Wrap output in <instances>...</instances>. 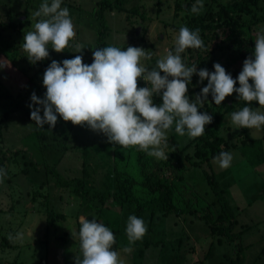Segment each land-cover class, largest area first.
Wrapping results in <instances>:
<instances>
[{
  "label": "rangeland",
  "instance_id": "rangeland-1",
  "mask_svg": "<svg viewBox=\"0 0 264 264\" xmlns=\"http://www.w3.org/2000/svg\"><path fill=\"white\" fill-rule=\"evenodd\" d=\"M98 1L62 0L61 8L69 9L75 26V38L60 53L55 52L49 44V57L33 64L23 50V37L33 30L34 23L43 18H36L33 13L39 10L44 0H0V30L5 25L1 32L3 38H0V79L5 89L12 94L0 101V115H8L0 126V168L7 172L0 183V261L4 262L3 264H45L47 260L49 264H62L65 248L68 253L77 249L79 218L84 216L119 230L117 252L120 253L123 264H228V259L234 257L237 242L240 240L244 245V264H264V162L261 156L264 141L258 147L240 145L231 148L229 153L233 155V160L226 169L220 168L211 159L209 163L193 166L185 173L188 186L192 189L191 193L188 192L190 195L197 193L218 204L205 171L215 174L238 220L236 231L242 230L241 238L234 242L224 239L219 243L217 236L211 234V228L205 220L193 213L179 216L176 213L165 214L157 208L137 214L131 208L120 210L118 207H110L108 212L101 215L91 211L88 202L75 196L69 189L55 185L54 176L57 172L66 178L82 174V152L85 144L91 150L90 154L86 155L87 172L100 183L106 172L103 166H107L109 153L119 147L109 143L103 133L95 132L86 125L65 122L59 116L54 128L47 124L38 127L30 118L31 110L28 106L33 92L43 98L46 92L43 74L52 60L62 62L81 54L75 53L74 44L84 46L83 62L88 64L99 38V28L102 26L97 15ZM128 1H131L132 6L137 5L140 8V14L130 16L129 12L106 11L108 29L104 42L106 46L122 49L128 46L142 47L151 53V58L142 60L141 63L149 68L155 67L157 60L169 50L174 52L175 38L186 21L188 12L178 9L179 0ZM260 2L263 4L264 0ZM215 32L217 37L208 39L201 49L205 60H200L197 57L198 51L193 48H190L189 52L186 49L182 59L189 67L197 65V72L204 66L213 67L215 63H219L236 79L246 58L234 60L230 56H238L241 52L252 55L255 43H251L249 37L243 38L241 42L227 38L231 33L228 28L225 32L220 29L208 31V37ZM41 64L49 65L43 67ZM236 84H239L238 81ZM206 85L207 80L200 83L199 76L194 74L188 87L190 100L195 101V96ZM138 86L148 85L140 79ZM230 98L231 95L224 101L228 102ZM153 100L155 104L162 103L159 96ZM208 102L212 104V111H223L219 105H215L210 94ZM256 108L264 112V107H260L258 101ZM198 111L206 112L205 102ZM223 125L222 129L228 126L234 130L235 137L241 130L236 129L231 116L224 118ZM263 128H251L252 136L262 137ZM176 134L173 125L168 131L167 147L164 149L168 160L174 166L177 160L173 156L174 147L169 138ZM43 135L45 139L41 140ZM177 135L181 147H185L192 139L187 135ZM237 139L239 138L231 140L237 143ZM122 149L125 155L126 150L130 153L128 164L137 175L139 168L135 161V147ZM148 157L155 163L159 160L168 161ZM168 169V177L174 179L175 169L172 166ZM51 210L64 213L66 218L49 223L47 216ZM130 215L143 219L147 226V233L134 244H129L126 234ZM18 233L22 238L11 241V246L1 244L5 241L4 238L8 239L9 234L16 237ZM125 247H131L132 251L123 252Z\"/></svg>",
  "mask_w": 264,
  "mask_h": 264
},
{
  "label": "clouds",
  "instance_id": "clouds-1",
  "mask_svg": "<svg viewBox=\"0 0 264 264\" xmlns=\"http://www.w3.org/2000/svg\"><path fill=\"white\" fill-rule=\"evenodd\" d=\"M61 3L62 0H51L50 3L44 0L33 13L36 18L43 17L23 37V50L33 64L49 57V44L60 53L75 38L69 9L61 8ZM203 9V0H197L191 12L200 14ZM174 43V52L169 50L152 68L141 63L151 58V53L142 47L122 49L110 45L95 49L93 62L89 65L83 62L84 46L74 44L75 53L81 54L62 62L52 60L43 74L46 88L43 98L35 92L31 94L28 105L31 120L38 127L47 124L54 128L59 116L65 122L86 125L103 133L109 143L125 148L138 147L148 156L168 160L164 149L173 125L180 136L197 138L204 134L205 126L212 123L211 115L198 111L209 94L215 105H221L235 92L248 104L258 101L260 107H264V32L257 35L252 55L244 60L236 79L219 63L213 65V72L206 68L197 72V65L189 67L184 63L182 54L186 49L204 48L198 28L190 30L181 26ZM194 74L199 76L200 83L207 80V85L195 96V101H191L188 84ZM140 79L148 86L139 87ZM237 81L238 88L235 87ZM156 96L161 97L162 103H154ZM231 121L236 129H259L264 126V112L245 106L231 113ZM213 160L226 169L231 165L233 155L220 152ZM6 175V170L0 168V183ZM79 224L82 257H75V264H123L120 253L113 250L115 235L108 227L84 216L79 218ZM146 233L144 220L130 215L126 224L129 244L141 240ZM20 238L19 233L16 237L8 235L10 242ZM131 251V247L123 249L125 253Z\"/></svg>",
  "mask_w": 264,
  "mask_h": 264
},
{
  "label": "trees",
  "instance_id": "trees-1",
  "mask_svg": "<svg viewBox=\"0 0 264 264\" xmlns=\"http://www.w3.org/2000/svg\"><path fill=\"white\" fill-rule=\"evenodd\" d=\"M126 1L129 3H126ZM196 2L197 0L178 1V9L188 12L186 21L181 26H187L190 30L198 28L200 30V37L204 43L209 41L208 39L217 37V32L208 37L207 32L211 30L220 29L222 32H225L226 28H228L231 33L227 38L238 39L241 42L243 38L249 37L251 43H255L257 35L264 32V3L261 4L260 0H229L227 2L224 0H203L204 9L202 13L194 14L191 12V7ZM114 10L129 12L128 15L130 16L140 14V8L137 5L135 7L132 6L131 1L99 0L97 15L102 26L99 28V38L95 49L106 47L104 40L108 24L105 12L110 11L113 13ZM4 26L1 27L0 38H3L1 37V32L5 29ZM141 39H143L142 36ZM1 46L2 44H0V48ZM189 50L190 48L187 51L189 52ZM196 50L198 51L197 57L202 61L205 60L206 57L202 55V50ZM230 57L238 60L239 58H247L249 55L241 52L238 56ZM92 62L93 56L87 63L90 65ZM47 65L49 64L42 66L45 67ZM204 68L209 72L214 71L213 67L204 66ZM30 80L32 81V78ZM235 87L238 88L239 84H236ZM11 95V92L5 89L0 79V101L4 97ZM209 102L208 99L205 101L206 112L213 117V120L212 123L205 126V132L202 136L192 138L185 147L180 146L177 134L169 138V142L174 147V151H172L173 156L177 160L175 166L169 160H159L156 163L152 162L146 152L135 147V161L138 163L136 165L139 168V173L136 175L132 172L133 169L128 164L130 162V153L126 150L127 154L125 155L123 149L121 150L122 146H119L116 148V151L109 153L108 160L106 161L107 166H103L106 172L101 182L98 183L99 181H96L97 178H93L91 173L87 172L86 155L90 154L91 150L85 144L83 145L84 150L82 152L84 156L82 174L77 177L66 178L57 172L54 176L55 185L69 189L75 196H79L87 201L91 211L101 213V215L106 211L108 212L110 207H118L120 210L123 208H131L137 214L154 211L157 208L161 209L165 214L176 213L179 216L193 213L196 217L205 220L211 228V234L217 236L219 243H222L224 239L228 242L238 240L241 238L242 230L239 232L236 231L238 220L232 205L220 188L215 174L205 171L218 204H215L216 202H210L207 198L197 193L190 195L188 192L191 193L192 189L188 186L189 183L187 182L185 173L193 166L203 165L205 162L209 163L220 152H229L233 147L240 145L261 146L264 141V135L255 138L252 136L250 129L241 128L235 137V135L233 136L234 130L232 131L230 127L226 126L222 129L226 116H231V113L245 106L255 109L257 101L248 104L239 99L238 94L234 92L231 95L230 101H223L219 105L223 111H212V104H209ZM7 116V113L6 115H0V126H2L3 119ZM223 130L226 132H222ZM234 138H239L235 140L237 143L231 140ZM44 139L45 136L43 135L41 140ZM261 149L263 152L261 155L262 162H264V147L261 146ZM118 150H120V154ZM171 166L175 169L174 179H171L167 175L168 168H171ZM262 186L264 191V183H262ZM61 218L65 219L66 215L51 210L47 216V221L52 224ZM108 228L115 235L116 242L113 245V250L117 251L119 247V230L111 227ZM4 240L1 244L11 246V242L8 239L4 238ZM14 245L13 242L12 246ZM76 245L77 249L73 253L66 252L65 248V258L62 264H75V257H82L80 239H78ZM243 249L244 245L240 240L237 242L235 255L228 259V264H244L245 255ZM3 263L0 261V264ZM45 264H49L47 260Z\"/></svg>",
  "mask_w": 264,
  "mask_h": 264
},
{
  "label": "water",
  "instance_id": "water-1",
  "mask_svg": "<svg viewBox=\"0 0 264 264\" xmlns=\"http://www.w3.org/2000/svg\"><path fill=\"white\" fill-rule=\"evenodd\" d=\"M138 31H139V29H138Z\"/></svg>",
  "mask_w": 264,
  "mask_h": 264
}]
</instances>
